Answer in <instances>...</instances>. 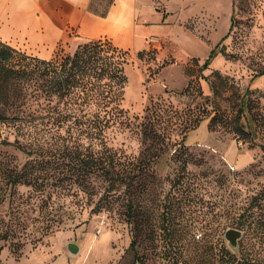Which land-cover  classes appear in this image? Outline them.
<instances>
[{
  "label": "rangeland",
  "instance_id": "rangeland-1",
  "mask_svg": "<svg viewBox=\"0 0 264 264\" xmlns=\"http://www.w3.org/2000/svg\"><path fill=\"white\" fill-rule=\"evenodd\" d=\"M142 1L141 12L151 20L146 23H157L143 43L130 46L128 39L110 38L129 50V64L125 113L105 133L107 146L120 157L119 167L138 179L128 194L120 185L101 200L106 183L95 174L85 181V189L76 183L51 185L43 192L12 186L7 183L9 172L33 156L3 143L16 135L0 122V264L6 257L69 240L85 243L86 263L92 242L103 234L109 253L125 249L132 257L136 250L142 264H207L230 249L225 230L236 228L237 216L264 188V152L249 148L224 125L238 116L243 96L253 101V111H264V73L259 75L264 72V0H246L236 7L232 0ZM108 4L93 0L90 8L104 12ZM85 40L72 28L45 59L59 47L71 52ZM206 121L224 150L215 143L186 140ZM63 135L49 129L33 131L30 137L49 141L51 150ZM230 146L235 160L229 158ZM247 153L249 161L239 166L237 159ZM132 214L129 224L127 215Z\"/></svg>",
  "mask_w": 264,
  "mask_h": 264
},
{
  "label": "trees",
  "instance_id": "trees-1",
  "mask_svg": "<svg viewBox=\"0 0 264 264\" xmlns=\"http://www.w3.org/2000/svg\"><path fill=\"white\" fill-rule=\"evenodd\" d=\"M232 1L235 7L246 2ZM218 45L209 51L205 67L215 57ZM128 64L129 50L108 37L85 40L71 52L59 47L49 59L29 55L0 40V122L9 124L16 135L13 141L3 143L33 156L9 172L7 183L39 192L51 185L67 187L72 183L85 189L89 185L85 181L95 174L106 183L100 200L120 185L128 194L138 174L119 167L120 157L105 140L106 130L125 113L122 101ZM252 103L243 96L238 116L230 119L231 125H224L248 142L249 148L258 146L264 152V111L259 107L253 111ZM215 120L216 115L210 119L211 131L215 130ZM49 129L65 134L62 142H55L54 151L49 150V141L30 137L33 131L47 133ZM252 205L257 209L252 210ZM127 216L130 224L133 214ZM235 224L243 232L237 249H224L218 259L207 264H264V188L237 216ZM130 247L134 249V241ZM133 259L142 264L136 250Z\"/></svg>",
  "mask_w": 264,
  "mask_h": 264
},
{
  "label": "crops",
  "instance_id": "crops-1",
  "mask_svg": "<svg viewBox=\"0 0 264 264\" xmlns=\"http://www.w3.org/2000/svg\"><path fill=\"white\" fill-rule=\"evenodd\" d=\"M92 2L93 0H0V40L14 48L47 58L49 52L54 50L59 42L69 37V30L72 28H76L88 39L99 37L128 39L131 42L130 46H134L136 41L143 43L144 36L152 32L150 26L157 24L146 23L151 20L141 12L142 0H113L104 11L105 15L92 10L90 8ZM158 17L153 21H157ZM186 140L204 144L215 143L219 148L223 150L225 148L222 140L209 132L207 121L193 129ZM248 153L240 155L237 159L239 166L249 161ZM228 155L231 160H235L234 147L228 148ZM102 236L104 237H99L100 241L98 239L92 242L87 257L89 261L86 263L85 243L69 240L63 245L54 243L49 247L24 252L18 258L6 257L2 264H91L95 260L99 264L110 261L111 264H141L134 261L133 256L125 254V249L109 253L106 246L107 235ZM70 242L77 244L76 254L69 252L67 245Z\"/></svg>",
  "mask_w": 264,
  "mask_h": 264
},
{
  "label": "water",
  "instance_id": "water-1",
  "mask_svg": "<svg viewBox=\"0 0 264 264\" xmlns=\"http://www.w3.org/2000/svg\"><path fill=\"white\" fill-rule=\"evenodd\" d=\"M243 232L240 229L229 227L224 232V238L228 242L232 250L237 249L238 242L242 238ZM67 248L71 254H76L78 252V246L74 242H70Z\"/></svg>",
  "mask_w": 264,
  "mask_h": 264
}]
</instances>
